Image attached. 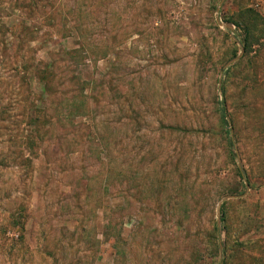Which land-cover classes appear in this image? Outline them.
Masks as SVG:
<instances>
[{
	"label": "rangeland",
	"instance_id": "374dc122",
	"mask_svg": "<svg viewBox=\"0 0 264 264\" xmlns=\"http://www.w3.org/2000/svg\"><path fill=\"white\" fill-rule=\"evenodd\" d=\"M0 264H264V0H0Z\"/></svg>",
	"mask_w": 264,
	"mask_h": 264
},
{
	"label": "trees",
	"instance_id": "16d2710c",
	"mask_svg": "<svg viewBox=\"0 0 264 264\" xmlns=\"http://www.w3.org/2000/svg\"><path fill=\"white\" fill-rule=\"evenodd\" d=\"M224 113H225V110H224ZM224 123H225V125H226V126L228 125V123H227V121H226V117H224ZM241 178H243V179H244V176H243V175H241Z\"/></svg>",
	"mask_w": 264,
	"mask_h": 264
},
{
	"label": "water",
	"instance_id": "95a60500",
	"mask_svg": "<svg viewBox=\"0 0 264 264\" xmlns=\"http://www.w3.org/2000/svg\"><path fill=\"white\" fill-rule=\"evenodd\" d=\"M228 28H230V27L228 26ZM243 53H244V50H243ZM232 63H233V62L229 63L228 66L231 65ZM221 205H222V204H221ZM220 207H221V206H220ZM218 223H219V224L221 223V218H219Z\"/></svg>",
	"mask_w": 264,
	"mask_h": 264
}]
</instances>
